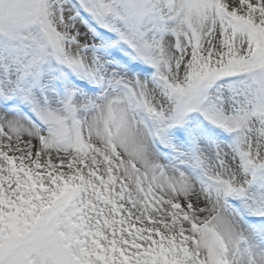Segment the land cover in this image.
Here are the masks:
<instances>
[{
	"label": "snow or ice",
	"instance_id": "snow-or-ice-1",
	"mask_svg": "<svg viewBox=\"0 0 264 264\" xmlns=\"http://www.w3.org/2000/svg\"><path fill=\"white\" fill-rule=\"evenodd\" d=\"M0 264H264V0H0Z\"/></svg>",
	"mask_w": 264,
	"mask_h": 264
}]
</instances>
